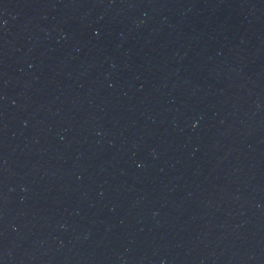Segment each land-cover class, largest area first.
<instances>
[{"label": "water", "instance_id": "obj_1", "mask_svg": "<svg viewBox=\"0 0 264 264\" xmlns=\"http://www.w3.org/2000/svg\"><path fill=\"white\" fill-rule=\"evenodd\" d=\"M0 264H264V0H0Z\"/></svg>", "mask_w": 264, "mask_h": 264}]
</instances>
